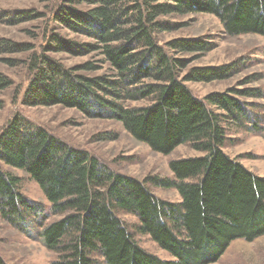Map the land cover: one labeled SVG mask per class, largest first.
I'll use <instances>...</instances> for the list:
<instances>
[{
	"label": "trees",
	"instance_id": "16d2710c",
	"mask_svg": "<svg viewBox=\"0 0 264 264\" xmlns=\"http://www.w3.org/2000/svg\"><path fill=\"white\" fill-rule=\"evenodd\" d=\"M191 12L214 14L230 35L264 37V0H61L57 5L55 20L92 40L64 39L59 32L50 37L48 31L43 53L31 56L23 104H60L90 117L113 118L136 140L165 155L187 142L202 154L172 160V179L141 180L16 113L0 131V161L35 180L51 212L59 215L39 233L59 253L54 264H94L95 252L106 264H210L236 239L252 242L264 235V176L223 149L229 138L224 122L259 133V116L242 98L259 97L260 90L232 88L196 96L186 81L225 79L239 63L195 67L183 75L186 59L168 49L204 53L211 50L209 41H157V35L176 28L170 16ZM11 46L9 40L0 42V49ZM49 51L96 52L101 58L68 67ZM104 64L108 68L100 75L85 73ZM10 84L0 73V89ZM140 100L150 102L126 103ZM148 180L176 188L181 201L157 196ZM120 211L135 215L137 232L150 235L171 257L142 247L130 229L135 225H128ZM44 212L21 191L20 177L0 166V216L26 231L27 223ZM0 264H7L1 254Z\"/></svg>",
	"mask_w": 264,
	"mask_h": 264
},
{
	"label": "rangeland",
	"instance_id": "374dc122",
	"mask_svg": "<svg viewBox=\"0 0 264 264\" xmlns=\"http://www.w3.org/2000/svg\"><path fill=\"white\" fill-rule=\"evenodd\" d=\"M61 0H0V42L9 40L11 48L0 49V73L11 81L10 86L0 89V131L16 113H21L35 124L42 126L55 136L67 140L71 145L86 149L113 170L138 179L174 178L170 162L174 159L201 155L190 144L177 146L172 153L165 155L152 150L146 143L136 140L122 124L113 118L87 116L83 111L60 104L25 105L22 96L31 78V56L42 54L45 39L55 32L64 39L91 41L87 36L71 32L64 24L55 20L56 8ZM19 17V19H18ZM10 18V19H9ZM177 23L176 28L157 35L160 44L175 38H203L211 44V50L204 53H181L168 49L178 57L185 58L187 66L183 75L195 67H218L232 62L239 63L238 70L225 79L212 81H186L192 92L201 98L213 92H227L229 89L256 88L259 97L242 99L246 107L259 116V133L244 130L236 124L228 127L229 137L224 151L238 159L251 171L264 176V37L258 34L230 35L220 19L209 12H191L169 17ZM45 41V42H44ZM65 66L75 67L87 60L97 61L101 56L96 52L74 55L67 51H49ZM242 63V66L240 65ZM107 64L88 75H100L107 70ZM149 100L126 102L132 106L146 105ZM0 166L20 177L21 191L32 201L44 207L43 215L33 223H27V230L18 229L0 216V254L7 264H54L59 253L49 249L41 240L39 233L44 226L58 219L59 215L51 212L50 202L44 196L39 184L25 171L6 165ZM151 190L162 199L180 202L181 196L174 187L165 188L155 182H147ZM119 215L135 225L130 228L135 233L139 244L147 251L170 258L148 234L136 230L138 218L123 211ZM94 264H106L97 252L92 254ZM210 264H264V236L252 242L244 239L233 241L218 261Z\"/></svg>",
	"mask_w": 264,
	"mask_h": 264
},
{
	"label": "crops",
	"instance_id": "0c3cea01",
	"mask_svg": "<svg viewBox=\"0 0 264 264\" xmlns=\"http://www.w3.org/2000/svg\"><path fill=\"white\" fill-rule=\"evenodd\" d=\"M264 236V235H263ZM262 237V236H261ZM260 238V237H259Z\"/></svg>",
	"mask_w": 264,
	"mask_h": 264
}]
</instances>
